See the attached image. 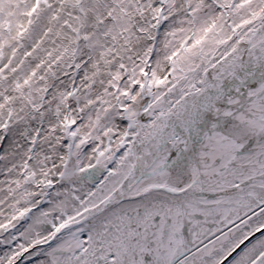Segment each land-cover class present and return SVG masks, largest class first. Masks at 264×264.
<instances>
[{
	"label": "snow or ice",
	"instance_id": "obj_1",
	"mask_svg": "<svg viewBox=\"0 0 264 264\" xmlns=\"http://www.w3.org/2000/svg\"><path fill=\"white\" fill-rule=\"evenodd\" d=\"M0 264H264V0H0Z\"/></svg>",
	"mask_w": 264,
	"mask_h": 264
}]
</instances>
